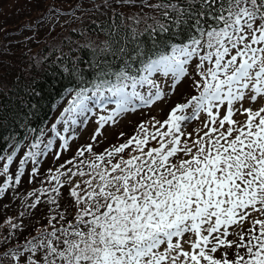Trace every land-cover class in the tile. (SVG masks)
Listing matches in <instances>:
<instances>
[{
    "label": "snow or ice",
    "instance_id": "6c2138e0",
    "mask_svg": "<svg viewBox=\"0 0 264 264\" xmlns=\"http://www.w3.org/2000/svg\"><path fill=\"white\" fill-rule=\"evenodd\" d=\"M88 7L111 9L126 22V35L103 49L119 53L124 64L111 73L116 83L101 79L90 95L87 87L74 90L60 113L67 114L64 131L69 121L78 123L74 113L87 123L88 102L104 95L105 85L118 107L96 117L90 142L63 163L72 137L57 131L59 120L53 123L57 164L44 174L37 157L48 154L52 139L36 152L37 139L14 176L9 165L19 145L0 153L6 174L0 197L22 183L31 160L28 183L41 186L27 193L33 199L20 215L41 204L48 209L45 222L22 242L23 221H0L9 229L6 240L13 234L17 240L0 243V264H264V0H76L69 10L83 17ZM53 11L58 21L60 9ZM81 17L71 12L72 20ZM108 23L109 36L118 37L120 25L111 17ZM177 34L184 39L173 40ZM109 71L101 68L100 75ZM158 74L170 78L168 89ZM184 81L195 94L163 120H142L123 142L95 150L106 126L135 111L134 100L151 106ZM145 86L147 94L137 90ZM196 122L200 127L188 132Z\"/></svg>",
    "mask_w": 264,
    "mask_h": 264
},
{
    "label": "trees",
    "instance_id": "16d2710c",
    "mask_svg": "<svg viewBox=\"0 0 264 264\" xmlns=\"http://www.w3.org/2000/svg\"><path fill=\"white\" fill-rule=\"evenodd\" d=\"M66 1L69 6H63L59 0L48 4L45 0H0V153L7 154L18 144L17 154L24 145H32L37 139L39 144L44 143V128L69 93L83 87L94 91V85L101 79L116 83L111 73L123 66L124 58L103 49L107 42L126 35V22L113 16L111 9L97 11L88 7L87 14L81 17L80 10L71 8L81 18L64 22L57 28L54 23L47 27L46 16L54 7L59 8L60 13L71 12L70 6L76 0ZM95 2L99 4L100 0ZM116 10L122 14H136L128 7ZM41 17L44 26L38 27ZM109 17L120 25L118 37L109 36ZM142 39L148 42L147 36ZM172 39L179 42L184 35L177 34ZM137 67L133 64V74ZM101 68L110 71L100 75ZM107 87L104 86V91ZM21 178L20 185L6 189L5 196L0 197V221L9 217L17 223L23 221L24 229L20 231L24 235L20 242L40 228L48 211L41 204L33 212L20 215L25 211L24 205L33 199L27 193L41 186L28 187L26 172ZM9 194L11 197L7 200ZM8 231L7 225L0 224V243L17 242L15 234L12 240H6Z\"/></svg>",
    "mask_w": 264,
    "mask_h": 264
},
{
    "label": "rangeland",
    "instance_id": "374dc122",
    "mask_svg": "<svg viewBox=\"0 0 264 264\" xmlns=\"http://www.w3.org/2000/svg\"><path fill=\"white\" fill-rule=\"evenodd\" d=\"M54 2L56 0H45V3L48 4L50 2ZM62 1L63 6H69L70 3L66 0H59ZM59 4V3H58ZM48 9V7H47ZM73 11L72 9L70 10ZM71 12L66 11L64 13H60V19L56 20V13L54 11H49V15L46 16L47 19V27L51 26L53 23L55 24L54 28H57L61 26L64 22H68L71 19ZM50 28V27H49ZM157 82L161 85L163 89H168L171 85L172 81L169 77H165L162 74L157 75ZM138 91L144 92V94H147V86H145L143 89L138 88ZM127 91H131V88L129 87ZM92 93V91L89 92V95ZM71 94L69 93L65 100L60 104L57 111L54 114L53 119L50 121V123L44 128V137L45 141L47 142L48 139H52L53 144L51 148L48 151L47 155H41L37 157V159L40 162V172L41 174L45 173V170L48 168H53L56 166L57 162L53 159L52 152L55 150H59V137L55 135L51 131V125L53 123H56L57 120L60 121V123H57V131L60 132L62 135L66 137H72L68 140L69 145L72 148V152L65 151L63 153L62 159L59 161V163H63L65 159H68L71 155L74 154L75 149L83 144H86L90 142V137L92 133L94 132L96 125V117L98 115H107L109 114L113 109H116L118 107L116 103V97H114L111 93L104 91V95L102 96H96L93 97L91 100H89V105L92 108V111L87 114V123H80L79 121L84 120V117H81L78 114H73L78 123L77 124H71L69 121L68 127L69 131L65 132L63 124V121L67 118V114L64 116H61L60 113L65 107H69L68 101L71 99ZM190 94H195V91L189 87L188 81H184L183 83L179 84L177 89L175 90L174 94H169L166 98H164L161 101L155 102L151 106H144L140 104L139 101L134 100L133 105L136 106L135 111H129L126 113H123L122 115H119L116 118V123L111 126H106L102 130V136L100 137L102 143L96 146V151L100 152L103 150V148L111 145V144H119L123 142V140H126L129 136H131L137 129V125L140 123V121H149L151 117H155L158 120H163L168 111L172 106H174L175 103L183 102L187 100L190 96ZM247 106V104H245ZM131 107V106H130ZM238 119H242V117H237ZM200 127L199 123H190L187 127L188 132H192L193 129ZM125 133V136L122 140H118L117 137L119 133ZM38 144L36 148L31 149L32 151H42L43 145ZM31 145H24V147L13 156V162L9 165V174L15 175L18 166H19V160L24 156V152L28 151L30 149ZM11 152V151H10ZM9 152V153H10ZM27 159V158H26ZM4 161H0V183H3V180L5 179V175L2 171ZM31 167H33V164L31 160L28 161L24 165V172H26V176L28 177V173L31 170ZM43 178V175L41 176V179ZM28 180V178H27ZM36 185H41L40 181L37 180L35 183H28L27 186L30 188H35ZM11 197V194H9L6 198L7 200ZM234 238V237H231Z\"/></svg>",
    "mask_w": 264,
    "mask_h": 264
}]
</instances>
